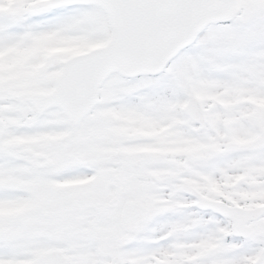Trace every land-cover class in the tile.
I'll list each match as a JSON object with an SVG mask.
<instances>
[{
  "label": "snow or ice",
  "instance_id": "snow-or-ice-1",
  "mask_svg": "<svg viewBox=\"0 0 264 264\" xmlns=\"http://www.w3.org/2000/svg\"><path fill=\"white\" fill-rule=\"evenodd\" d=\"M0 264H264V0H0Z\"/></svg>",
  "mask_w": 264,
  "mask_h": 264
},
{
  "label": "rangeland",
  "instance_id": "rangeland-1",
  "mask_svg": "<svg viewBox=\"0 0 264 264\" xmlns=\"http://www.w3.org/2000/svg\"><path fill=\"white\" fill-rule=\"evenodd\" d=\"M64 51H66V52H68V53H70V54H76V51H77V50H75V49H66V50H64Z\"/></svg>",
  "mask_w": 264,
  "mask_h": 264
}]
</instances>
